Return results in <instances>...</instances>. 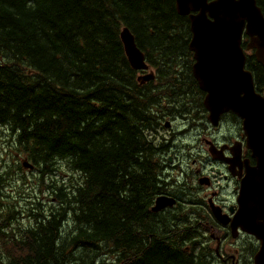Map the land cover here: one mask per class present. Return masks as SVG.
Instances as JSON below:
<instances>
[{"label":"trees","instance_id":"obj_1","mask_svg":"<svg viewBox=\"0 0 264 264\" xmlns=\"http://www.w3.org/2000/svg\"><path fill=\"white\" fill-rule=\"evenodd\" d=\"M125 27L154 80L138 81ZM190 36L174 0H0V169L10 156L26 188L38 182L15 191L28 196L21 212L4 204L0 175V264H210L194 223L153 211L165 149L155 135L206 112Z\"/></svg>","mask_w":264,"mask_h":264},{"label":"water","instance_id":"obj_2","mask_svg":"<svg viewBox=\"0 0 264 264\" xmlns=\"http://www.w3.org/2000/svg\"><path fill=\"white\" fill-rule=\"evenodd\" d=\"M174 1L177 13L190 20L193 74L206 93L204 105L210 113L209 121L217 125L220 117L230 111L243 121L247 145L257 165L248 169L242 180L240 210L232 227H240L260 241L255 264H264V97L256 91L252 72L245 69L242 48L245 34L250 37L248 50H255L257 62L264 67V14L257 0ZM121 40L133 69L147 70L145 56L128 28L121 32ZM150 79L154 75L139 78L143 82ZM174 203L172 199L158 198L153 211Z\"/></svg>","mask_w":264,"mask_h":264},{"label":"flooded vegetation","instance_id":"obj_3","mask_svg":"<svg viewBox=\"0 0 264 264\" xmlns=\"http://www.w3.org/2000/svg\"><path fill=\"white\" fill-rule=\"evenodd\" d=\"M250 57L255 58L254 51L248 53ZM229 115L222 117L218 127L208 122L206 112L199 122L182 119L181 122L190 128L180 135L189 134L194 142L198 141L195 145H175L174 141L179 135L175 134L173 124L166 126V122L172 123L170 120L163 122L155 135L163 140L166 149L159 153L162 167L160 196L174 199L176 204L163 209L161 213L167 215L180 210L181 225H196L198 232L194 239L202 252L210 254V264H254L256 244L243 240L244 237L253 238L239 229L237 238L233 239L231 220L236 214L240 177L246 173L245 164L248 160L249 166L254 167L256 162L245 147L243 134L234 125L236 118L232 115L229 119ZM239 141L243 144L241 166L233 167L228 160L232 158L234 143ZM211 144L217 148L214 152L221 159L211 157ZM214 211H220L229 223L224 225L218 221Z\"/></svg>","mask_w":264,"mask_h":264},{"label":"rangeland","instance_id":"obj_4","mask_svg":"<svg viewBox=\"0 0 264 264\" xmlns=\"http://www.w3.org/2000/svg\"><path fill=\"white\" fill-rule=\"evenodd\" d=\"M230 118L231 117H229V119ZM179 123H180V120H177V122H175V124H174L175 133H180L183 129V126H180ZM6 130L7 129H4V128L0 129V155L1 154L4 155L7 152V146H6V141H5V139H6L5 137L7 136V134H5V132H7ZM239 133L242 134L241 132H239ZM191 139L192 138L180 139V136H178L175 139L174 143H175V145H188L187 142H189ZM186 153L187 152H185L184 154H186ZM6 162H8L5 166L6 170L0 169V175L6 176L7 172H9V175H7V179L5 180V182H3L4 185L7 187L5 189V193H4L5 196H4L3 202L9 203V204L16 203L15 205L17 206V209H19L22 212L25 210L24 202L26 201V197H28V196H25L24 198H20L17 196V194H15V191L19 190V192H22V191H24V189H26V190L30 189L31 191L34 192L35 190H37V183H38L37 178L29 175V177L27 178L29 180V187L26 188V185L24 186L19 181V179H20L19 175H15V176L13 175V174L17 173L18 171L16 170L14 164H12V160H11L10 156H9V158H6ZM36 176L38 177L37 174H36ZM26 190L24 191V193H26ZM27 192H28V190H27ZM30 193H32V192H30ZM36 194L41 196L43 193L40 194L38 191ZM42 201H45V199H42ZM249 241L252 242L251 239H249Z\"/></svg>","mask_w":264,"mask_h":264},{"label":"bare ground","instance_id":"obj_5","mask_svg":"<svg viewBox=\"0 0 264 264\" xmlns=\"http://www.w3.org/2000/svg\"><path fill=\"white\" fill-rule=\"evenodd\" d=\"M151 96H152V95H151ZM1 169H2V168H1ZM2 177H3V176H2ZM7 197H8V196H7ZM4 204H5V203H4ZM3 231H4V233H5L6 230H3Z\"/></svg>","mask_w":264,"mask_h":264}]
</instances>
